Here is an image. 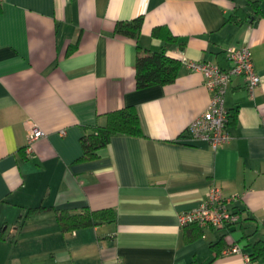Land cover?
<instances>
[{"label":"crops","instance_id":"crops-1","mask_svg":"<svg viewBox=\"0 0 264 264\" xmlns=\"http://www.w3.org/2000/svg\"><path fill=\"white\" fill-rule=\"evenodd\" d=\"M234 16L245 21L231 23ZM139 17L138 39L116 35L119 22ZM245 44L261 84L252 98L243 77L232 79L225 99L237 115L232 141L214 150L186 135L210 95L184 61L227 69L226 51ZM138 47L181 61L177 80L138 90ZM126 107L137 110L144 137L113 136L97 159L80 160L81 138ZM33 127L46 136L29 156ZM214 185L237 197L230 208L240 223L181 226L180 216ZM87 209H111L116 218L61 230L57 211ZM222 238L228 246L217 255L211 245ZM257 240H264V0H2L0 264H248V241ZM233 244L242 254H225Z\"/></svg>","mask_w":264,"mask_h":264},{"label":"built area","instance_id":"built-area-1","mask_svg":"<svg viewBox=\"0 0 264 264\" xmlns=\"http://www.w3.org/2000/svg\"><path fill=\"white\" fill-rule=\"evenodd\" d=\"M2 0H0L1 5ZM228 68L208 62L184 61L192 72L204 76V85L209 92L210 101L207 108L190 124L186 135L192 140L206 141L214 150L221 149L232 141L229 132V112L225 99L232 79L243 77L250 97H254L260 87L261 77L256 71L250 47L233 46L226 51ZM46 136V133L33 127L28 135L25 152L30 156L32 144ZM237 200L236 196L226 197L218 186H212L205 200L195 209L180 216V225H198L213 229L234 227L241 221L239 213L230 208ZM225 254H242L238 245H231ZM248 264H253L249 255L245 256Z\"/></svg>","mask_w":264,"mask_h":264},{"label":"trees","instance_id":"trees-1","mask_svg":"<svg viewBox=\"0 0 264 264\" xmlns=\"http://www.w3.org/2000/svg\"><path fill=\"white\" fill-rule=\"evenodd\" d=\"M245 21V20H244ZM244 21L234 16L230 20L234 24H242ZM144 23L143 17H139L131 22H119L116 25L115 33L123 37L138 39ZM163 29L156 28L153 31L155 37H161ZM166 39L176 42L177 39L170 33L166 34ZM181 61L167 56L164 52H152L138 47V59L136 65V87L138 90L161 85L173 84L179 75ZM237 115L229 112V125L235 123ZM124 135L130 137H144L140 117L135 107H126L121 110L107 114V121L104 126L96 127L91 133L81 138L83 156L80 160L92 161L98 158V153L106 148L112 137ZM46 208L31 209L29 214L37 213ZM116 218L115 212L111 209L91 211L85 210L80 214H71L67 211H57L58 224L63 232H72L81 229L93 228L107 222H113ZM251 248L250 258L252 262L264 263V240L255 242L248 241ZM228 246L225 238H222L211 245L217 255Z\"/></svg>","mask_w":264,"mask_h":264}]
</instances>
